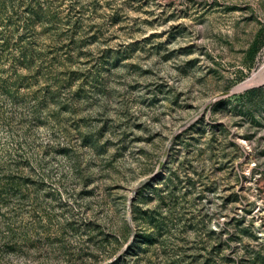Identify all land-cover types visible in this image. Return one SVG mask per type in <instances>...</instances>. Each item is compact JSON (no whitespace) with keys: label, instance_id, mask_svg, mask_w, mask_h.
Masks as SVG:
<instances>
[{"label":"rangeland","instance_id":"1","mask_svg":"<svg viewBox=\"0 0 264 264\" xmlns=\"http://www.w3.org/2000/svg\"><path fill=\"white\" fill-rule=\"evenodd\" d=\"M118 259L264 264V0H0V264Z\"/></svg>","mask_w":264,"mask_h":264},{"label":"trees","instance_id":"2","mask_svg":"<svg viewBox=\"0 0 264 264\" xmlns=\"http://www.w3.org/2000/svg\"><path fill=\"white\" fill-rule=\"evenodd\" d=\"M120 259H118L117 261H115L114 263H112V264H119L120 263Z\"/></svg>","mask_w":264,"mask_h":264},{"label":"water","instance_id":"3","mask_svg":"<svg viewBox=\"0 0 264 264\" xmlns=\"http://www.w3.org/2000/svg\"><path fill=\"white\" fill-rule=\"evenodd\" d=\"M252 82H254V81L252 80V81L246 83L245 85H243L242 87H245V86H247L248 84H250V83H252Z\"/></svg>","mask_w":264,"mask_h":264}]
</instances>
